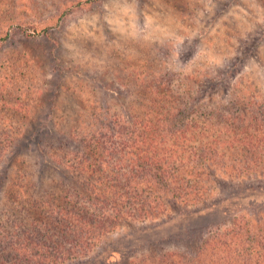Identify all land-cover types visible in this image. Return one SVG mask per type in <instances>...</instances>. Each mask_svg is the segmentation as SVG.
<instances>
[{
  "label": "rangeland",
  "instance_id": "rangeland-1",
  "mask_svg": "<svg viewBox=\"0 0 264 264\" xmlns=\"http://www.w3.org/2000/svg\"><path fill=\"white\" fill-rule=\"evenodd\" d=\"M156 80L187 104L192 95L191 106L200 101L202 112L232 100L264 106V0H0L3 255L14 254L9 235L19 236V225L40 223L38 216L44 221L50 209L44 201L61 203L67 183L62 134L92 114L81 104L105 100L121 109L116 98L126 103L138 82ZM21 131L40 133V144L20 156L28 171L24 196L7 185L11 174L2 173L11 163L16 171L2 152V134ZM215 189L200 206H170L156 221L124 224L87 257L64 264H129L152 250L192 248L208 227L228 225L240 212L264 211V179L218 180Z\"/></svg>",
  "mask_w": 264,
  "mask_h": 264
},
{
  "label": "trees",
  "instance_id": "trees-1",
  "mask_svg": "<svg viewBox=\"0 0 264 264\" xmlns=\"http://www.w3.org/2000/svg\"><path fill=\"white\" fill-rule=\"evenodd\" d=\"M136 85L134 98L127 97L126 103L116 98L121 109L105 100L103 106L81 104L92 114L76 131L62 134V179L67 183L61 203L44 201L50 207L44 221L38 216L40 223L21 224L19 236L9 235L11 257L3 255L6 246L0 241V264L85 258L124 224L156 221L170 206H200L214 196L218 180L264 179V106L232 100L202 112L200 101L191 106L190 95L187 104L161 80ZM189 94L185 90L183 95ZM2 137L4 157L16 163L15 172L11 163L2 173L11 174L5 176L11 178L7 185L24 196L28 171L20 156L40 144V133ZM203 234L192 248L152 250L129 264H264V211L240 212L228 225H213Z\"/></svg>",
  "mask_w": 264,
  "mask_h": 264
}]
</instances>
